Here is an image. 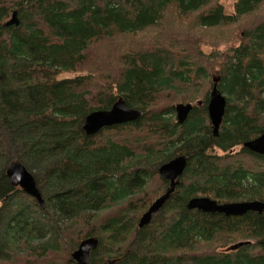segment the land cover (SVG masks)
Returning a JSON list of instances; mask_svg holds the SVG:
<instances>
[{"label": "trees", "instance_id": "trees-1", "mask_svg": "<svg viewBox=\"0 0 264 264\" xmlns=\"http://www.w3.org/2000/svg\"><path fill=\"white\" fill-rule=\"evenodd\" d=\"M233 9L219 0H0V264H76L72 252L91 236L88 264H264V210L187 207L195 196L264 203V155L242 147L264 132V0ZM13 11L18 25H5ZM188 22L232 28L237 44L204 52L180 28ZM213 75L226 99L217 136L207 114ZM176 90L204 100L182 123L160 103ZM119 98L140 117L87 136L86 115ZM178 155L187 160L178 184L138 229L169 188L158 167ZM14 160L34 175L43 208L10 184Z\"/></svg>", "mask_w": 264, "mask_h": 264}, {"label": "water", "instance_id": "water-1", "mask_svg": "<svg viewBox=\"0 0 264 264\" xmlns=\"http://www.w3.org/2000/svg\"><path fill=\"white\" fill-rule=\"evenodd\" d=\"M16 14V11H13L10 19L6 21L5 25H18L19 21ZM219 80L220 76H212L214 85L207 104L208 119L214 136L218 135L226 105L224 95L216 88V84ZM191 109L192 105L189 103L176 105L175 112L177 122L182 123ZM140 115V111L128 107L125 101L119 98L107 110H95L88 113L83 121L82 130L87 136L95 135L101 131L102 128L134 121L138 119ZM242 147L252 153L264 155V132L253 139L245 141ZM186 164V157L178 155L158 167V175L163 180L169 182V188L157 197L142 213L138 219V229L148 225L151 218L162 209L178 184V179L183 174ZM5 174L9 178L12 186L19 187L26 195L32 197L40 207H44L45 201L34 175L20 161L14 160L10 162L6 167ZM187 207L210 214L242 216L247 212L262 213L264 210V203L260 200L219 203L208 196H195L188 200ZM97 243L98 239L92 236L82 240L71 254L73 261H75L76 264H88L90 251L96 248ZM241 244L242 243L234 244L231 248H236Z\"/></svg>", "mask_w": 264, "mask_h": 264}, {"label": "rangeland", "instance_id": "rangeland-1", "mask_svg": "<svg viewBox=\"0 0 264 264\" xmlns=\"http://www.w3.org/2000/svg\"><path fill=\"white\" fill-rule=\"evenodd\" d=\"M219 2L221 3L223 10L225 13L230 14L234 12V2L235 0H219ZM11 17V15L9 16V18L7 20H9ZM193 26L188 22L185 23L183 25L180 26V28L183 31H186V29L190 28V34L196 35L197 37H199L201 39L202 44L204 45L202 47L204 52H210V51H216L217 49L219 51H223L226 48H228L231 45H235L236 40L232 38V28L231 30H226L225 27H213V28H197V27H193ZM239 30V28L236 29L235 33ZM172 33H175L174 30H172ZM181 35H185L184 33H181ZM231 39L233 41H231ZM216 73V71L214 72ZM79 74V73H78ZM78 74H70L71 76H77ZM68 74L64 75V76H70ZM209 79L211 80V76L209 77ZM209 84V83H208ZM191 97L190 92H187V90L185 91H180L177 92L176 91H166L165 96H164V100L161 103L162 106L167 105L168 101H170V103L173 105L172 107H174V118L177 121L176 117H175V106L178 104H191V105H196L198 107H201V105L204 103L203 98L199 97L198 99L189 102L186 101V98ZM208 123L210 124L209 120ZM124 139V137H123ZM238 147H234V151L238 150ZM213 151H215L216 153L222 154L223 152L218 149V148H214ZM160 195H158L157 197H159ZM156 197V198H157ZM155 198V199H156ZM154 199V200H155ZM153 200V201H154ZM46 201V200H45ZM152 201V202H153ZM151 204V203H150ZM149 204V205H150ZM158 213H156L155 215H157Z\"/></svg>", "mask_w": 264, "mask_h": 264}, {"label": "bare ground", "instance_id": "bare-ground-1", "mask_svg": "<svg viewBox=\"0 0 264 264\" xmlns=\"http://www.w3.org/2000/svg\"><path fill=\"white\" fill-rule=\"evenodd\" d=\"M175 117H176V113H175ZM247 201H249V200H247Z\"/></svg>", "mask_w": 264, "mask_h": 264}]
</instances>
